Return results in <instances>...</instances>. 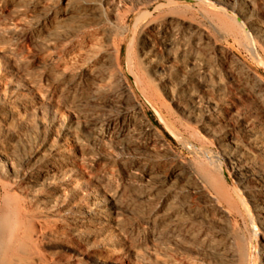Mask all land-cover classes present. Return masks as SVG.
<instances>
[{
    "label": "rangeland",
    "instance_id": "rangeland-1",
    "mask_svg": "<svg viewBox=\"0 0 264 264\" xmlns=\"http://www.w3.org/2000/svg\"><path fill=\"white\" fill-rule=\"evenodd\" d=\"M85 1L0 0V100L18 107L21 102L35 104L34 115L26 119L34 121L30 131H23L24 122L10 131L20 158L32 163L43 155L50 156L52 144L67 143L66 130L76 132L85 142L86 150L78 159L80 167L71 169L65 176L68 180L84 177L85 185L99 195L112 193L121 211L123 244L138 253L141 258L138 264H163V256L170 253L206 262L192 246H186L181 226L175 227L178 236L172 240L171 202L182 221L187 219L191 224L192 232L205 235V241L216 254L214 264H221L233 249L230 238L239 239L243 248L248 247L251 257L255 246L250 239L252 232L263 230L258 226L257 231L252 228L242 199L252 210L250 198L264 197V184H251L244 192L222 169L216 168L218 163L214 161L221 155L222 144L206 135L200 127L202 122L184 111L187 98L180 94L183 83H177L172 94L157 85L154 74L145 69L139 40L147 27H157L161 45L172 46L170 53L162 49L158 56L162 70L171 73L187 64L189 73L194 69L201 73L210 70L244 91L245 95L240 97L250 101L242 103L241 116L233 117L240 124L250 111L264 110V45L255 38L250 41L251 50H246L223 31L219 34L221 30L207 20L195 17L193 23H199L203 33L202 45L198 44L199 36H192L184 26L175 24L169 28L161 22L168 11L154 22L142 20L135 29L133 12L128 19V30L120 28L108 44H103L99 29L90 27L95 17L92 19L93 16L83 11L87 9ZM254 5L264 12V0H256ZM185 19L192 18L186 15ZM89 30L101 52L98 57L91 55L87 47ZM194 36H197L195 40ZM214 95L224 105L236 98L219 92ZM66 106L75 108L76 116L87 115L86 118L93 120L92 125L88 128L75 125L74 115L65 110ZM231 128L222 125L217 134L228 135ZM234 134L235 131L231 135ZM4 139L0 136V147ZM204 171L230 189L232 210L225 204H209L216 195L204 183ZM198 183L204 189L194 191L192 188ZM22 184L19 180L15 187L21 188ZM12 191L8 198H14L17 193L15 188ZM251 214L255 219L256 213L251 211ZM49 229L41 237L39 248L54 264L75 261L104 264L93 255V246L81 247L85 230L73 231L64 223ZM254 260L252 257L250 263L254 264Z\"/></svg>",
    "mask_w": 264,
    "mask_h": 264
},
{
    "label": "bare ground",
    "instance_id": "bare-ground-1",
    "mask_svg": "<svg viewBox=\"0 0 264 264\" xmlns=\"http://www.w3.org/2000/svg\"><path fill=\"white\" fill-rule=\"evenodd\" d=\"M255 1L86 0L87 9L83 11L85 14L93 16L92 19L95 17L90 27L99 29L103 44H108L116 31H120V28L128 30V19L133 12L136 17L133 26L135 29L142 20L150 19V22H154L162 16L163 12L168 11L162 17L161 22L166 23L169 28L175 27V24L184 26L189 34L199 36L198 40L196 39L198 44L200 42L202 45L201 41L203 40L200 39V36L202 38L203 33L199 23H193L195 17L207 20L214 28L221 30L219 34H223V31L240 47L251 50L250 43L252 42L250 41L255 38L264 45V12L255 7ZM81 12L82 10L79 11L80 16L83 14ZM155 14H157L156 17H154ZM186 15H190L192 19H185ZM159 33L157 27L149 26L139 40V50L143 55L145 69L152 72L157 85L163 90L169 91L170 94L173 93L177 83H183L184 89H181L180 94L187 98L184 111L192 119L202 122L200 127L206 135L215 137L222 144L221 155L216 157L217 162L214 161L218 163L216 168H219V171L222 169L228 178L234 181L233 184L241 187L244 192L251 187V184L261 183L263 185L264 110L262 113L250 111L240 124V120H234L233 117L241 116L242 103H248L250 99L240 97V95H245L244 91L234 88V84L224 81V78L222 79L221 76L207 70L208 68L206 69L207 73H201L195 69L189 73L187 72V64L181 65L184 66L181 70L171 73L162 70L163 65L159 62L158 56L162 49L167 54L170 53L172 46L170 44H165V47L161 45ZM250 33L252 35L255 33V35L251 36ZM191 35L190 37H192ZM86 36L87 47L92 53L91 55L98 57L101 52L91 30L87 32ZM197 36H194V40ZM187 37L189 36L187 35ZM194 40L189 39L192 42ZM115 49L116 58H118L120 39ZM173 58L175 57L173 56ZM214 92L233 94L236 98L233 101L227 100L224 105L218 96L214 95ZM163 104L165 103L163 102ZM34 109L33 101L21 102L18 107L10 106L0 100V136L5 137L0 147V264H54L53 260L41 252L39 244L41 237L49 232L50 226L63 223L73 231L82 230L83 232L85 230L81 247L90 248L93 246V255L104 264L140 263L141 258L138 253H135L131 249L132 247L126 248L123 244V232L120 228L121 211L118 203L111 195L112 193L104 192L103 196L99 195L85 185L84 177L68 180L65 176L71 169L80 167L78 159L83 156L86 150L85 142L81 141L76 132L72 129L66 130L64 136L67 143L61 146L52 144L50 156L43 155L42 158H37L32 163L25 162L24 159L20 158L18 150H16L17 145L10 135V131L14 125L24 122L23 131L29 132L34 121L30 119L28 122L26 119L34 115ZM65 110L74 115L73 123L75 125H82L85 128L92 125L93 120L86 118L87 115L76 116L73 113L75 108L66 106ZM222 125L232 127L228 135L219 136L217 134ZM234 131L236 135L232 136ZM19 145L24 151V146L20 142ZM210 158L208 157V159ZM203 176L204 183L216 195V198H212L209 204L211 206L225 204L231 209L233 204L232 193L230 195L228 191L230 189L225 188L224 183L218 182L208 172H205ZM19 180H22L23 184L21 188H16L15 184ZM83 183L84 185H82ZM13 188L16 189L17 193H15L14 198H8L11 197L9 195ZM201 188L203 185L198 183L192 189L197 191ZM239 190L241 189L239 188ZM250 202L252 210L242 199L252 228L257 231L258 226L263 230L262 233L252 232L250 239L255 244L254 251L250 257L248 247L243 248L239 239L230 238L229 242L234 247L223 259V262H220L221 264H251L252 257L257 260V263L261 260L258 264H264V197L262 195L251 196ZM236 204H238L237 201ZM175 206L174 202H171L172 240L178 236L175 235V227L181 226L186 246H192L195 253L206 262L192 261L184 256H176L170 253L171 255L163 256L165 257L163 264L216 263L214 260L216 254L213 252L210 243L205 241V235L201 232L196 234L194 231L192 232L191 224H188L186 218L184 222L182 221L175 212ZM251 211L256 213L255 219L250 217ZM238 215H242L240 211H238ZM225 228L228 229V224L225 225ZM260 238L262 239L261 243L258 242ZM80 262L75 261L74 264H80Z\"/></svg>",
    "mask_w": 264,
    "mask_h": 264
},
{
    "label": "water",
    "instance_id": "water-1",
    "mask_svg": "<svg viewBox=\"0 0 264 264\" xmlns=\"http://www.w3.org/2000/svg\"><path fill=\"white\" fill-rule=\"evenodd\" d=\"M262 68H263V70H264V65L262 66ZM162 125H164V124H162ZM164 128H165V130H166V132L168 133V134H170V132L168 131V129L164 126Z\"/></svg>",
    "mask_w": 264,
    "mask_h": 264
}]
</instances>
